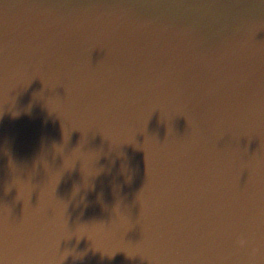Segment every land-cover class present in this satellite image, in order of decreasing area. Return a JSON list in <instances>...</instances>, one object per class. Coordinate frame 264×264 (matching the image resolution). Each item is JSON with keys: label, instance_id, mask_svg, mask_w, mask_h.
Wrapping results in <instances>:
<instances>
[{"label": "water", "instance_id": "1", "mask_svg": "<svg viewBox=\"0 0 264 264\" xmlns=\"http://www.w3.org/2000/svg\"><path fill=\"white\" fill-rule=\"evenodd\" d=\"M0 264H264V0H0Z\"/></svg>", "mask_w": 264, "mask_h": 264}]
</instances>
